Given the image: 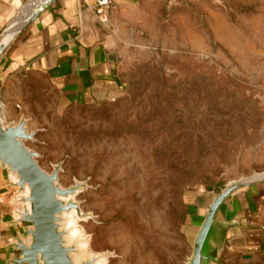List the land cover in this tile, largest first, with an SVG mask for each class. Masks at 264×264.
<instances>
[{
    "label": "rangeland",
    "instance_id": "obj_1",
    "mask_svg": "<svg viewBox=\"0 0 264 264\" xmlns=\"http://www.w3.org/2000/svg\"><path fill=\"white\" fill-rule=\"evenodd\" d=\"M42 1L0 0V44ZM117 19L119 96L62 106L45 74H16L0 83L4 124L25 118L40 167L84 184L68 217L79 257L186 264L201 201L264 171V0H138ZM7 179L4 216L20 208Z\"/></svg>",
    "mask_w": 264,
    "mask_h": 264
},
{
    "label": "crops",
    "instance_id": "obj_2",
    "mask_svg": "<svg viewBox=\"0 0 264 264\" xmlns=\"http://www.w3.org/2000/svg\"><path fill=\"white\" fill-rule=\"evenodd\" d=\"M94 1L49 0L1 51L0 83L16 74L43 73L62 106L119 96L123 84L109 32L117 26V16L138 0H113L106 23L98 21ZM14 22L16 19L8 29H14ZM211 199L201 201L191 217L192 227L199 224ZM226 213L229 224L223 233L218 264L225 254L226 264H264V182L235 194Z\"/></svg>",
    "mask_w": 264,
    "mask_h": 264
},
{
    "label": "water",
    "instance_id": "obj_3",
    "mask_svg": "<svg viewBox=\"0 0 264 264\" xmlns=\"http://www.w3.org/2000/svg\"><path fill=\"white\" fill-rule=\"evenodd\" d=\"M48 1L32 9L15 33ZM4 46L0 44V53ZM27 140H34V131L28 130L26 119L20 117L4 124L0 104V193L4 177L20 193L14 200L20 208L11 209L9 216L0 218V264H99L103 255L78 256L82 239L71 236L73 229L68 223L72 209L77 216L83 215L74 195L84 184L60 186V165L55 164L51 172L42 169L37 153L25 144ZM262 182L264 171L229 181L213 194L201 221L192 228L191 254L186 264H218L223 233L229 224L227 206L239 191ZM2 208L0 200V212Z\"/></svg>",
    "mask_w": 264,
    "mask_h": 264
},
{
    "label": "built area",
    "instance_id": "obj_4",
    "mask_svg": "<svg viewBox=\"0 0 264 264\" xmlns=\"http://www.w3.org/2000/svg\"><path fill=\"white\" fill-rule=\"evenodd\" d=\"M112 1L113 0H95L94 1V6H93L94 12L100 23H106L108 21V10L111 6Z\"/></svg>",
    "mask_w": 264,
    "mask_h": 264
},
{
    "label": "bare ground",
    "instance_id": "obj_5",
    "mask_svg": "<svg viewBox=\"0 0 264 264\" xmlns=\"http://www.w3.org/2000/svg\"><path fill=\"white\" fill-rule=\"evenodd\" d=\"M44 1H46V0H44ZM44 1H42L41 3H43ZM41 3H37L38 5H34V6H32V8H30L29 10H27V12L26 13H22V14H25V16L23 17V18H16V21H17V23L16 22H14L11 26H14V29H8V31H7V33L4 35V37H3V39H2V42H1V44H5V43H7L12 37H13V35L15 34V31L18 29V27L19 26H21L22 24H23V22L25 21V18L29 15V12L32 10V9H37L40 5H41ZM23 11H25V9L23 10ZM21 15V14H20ZM10 26V27H11ZM1 104V103H0ZM2 105V104H1ZM71 211H73V209L71 210Z\"/></svg>",
    "mask_w": 264,
    "mask_h": 264
},
{
    "label": "trees",
    "instance_id": "obj_6",
    "mask_svg": "<svg viewBox=\"0 0 264 264\" xmlns=\"http://www.w3.org/2000/svg\"><path fill=\"white\" fill-rule=\"evenodd\" d=\"M220 188H221V187H220ZM220 188H218V189H214V190L217 192V191H219V190H220Z\"/></svg>",
    "mask_w": 264,
    "mask_h": 264
}]
</instances>
